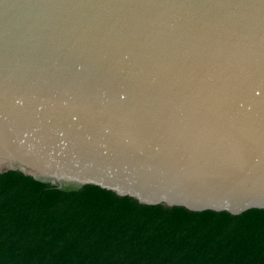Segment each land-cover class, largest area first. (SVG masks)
Instances as JSON below:
<instances>
[{"label": "water", "instance_id": "obj_1", "mask_svg": "<svg viewBox=\"0 0 264 264\" xmlns=\"http://www.w3.org/2000/svg\"><path fill=\"white\" fill-rule=\"evenodd\" d=\"M191 217L264 214V0H0V174Z\"/></svg>", "mask_w": 264, "mask_h": 264}, {"label": "trees", "instance_id": "obj_2", "mask_svg": "<svg viewBox=\"0 0 264 264\" xmlns=\"http://www.w3.org/2000/svg\"><path fill=\"white\" fill-rule=\"evenodd\" d=\"M0 264H264V214L191 217L9 172Z\"/></svg>", "mask_w": 264, "mask_h": 264}]
</instances>
